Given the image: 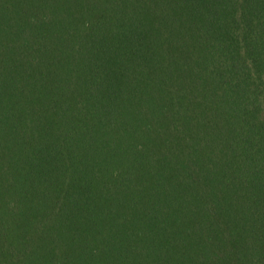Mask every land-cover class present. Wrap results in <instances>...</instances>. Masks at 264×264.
<instances>
[{
    "label": "trees",
    "instance_id": "trees-1",
    "mask_svg": "<svg viewBox=\"0 0 264 264\" xmlns=\"http://www.w3.org/2000/svg\"><path fill=\"white\" fill-rule=\"evenodd\" d=\"M0 264H264V0H0Z\"/></svg>",
    "mask_w": 264,
    "mask_h": 264
}]
</instances>
